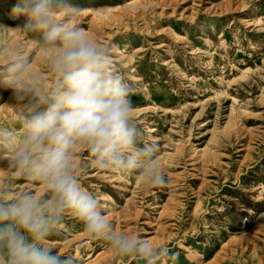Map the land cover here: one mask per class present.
I'll return each instance as SVG.
<instances>
[{
    "label": "rangeland",
    "instance_id": "1",
    "mask_svg": "<svg viewBox=\"0 0 264 264\" xmlns=\"http://www.w3.org/2000/svg\"><path fill=\"white\" fill-rule=\"evenodd\" d=\"M71 2L133 85L168 177L145 189L89 167L83 186L118 229L167 246L165 264H264V0ZM10 7L0 5V23H14ZM14 118L0 100V119ZM62 229L56 243L80 264H138L70 216Z\"/></svg>",
    "mask_w": 264,
    "mask_h": 264
},
{
    "label": "clouds",
    "instance_id": "2",
    "mask_svg": "<svg viewBox=\"0 0 264 264\" xmlns=\"http://www.w3.org/2000/svg\"><path fill=\"white\" fill-rule=\"evenodd\" d=\"M4 4L14 23H0V100L15 118L0 119V264H80L56 243L69 216L117 256L165 264L167 246L118 229L81 182L91 167L145 189L168 183L111 48L81 26L71 0Z\"/></svg>",
    "mask_w": 264,
    "mask_h": 264
}]
</instances>
